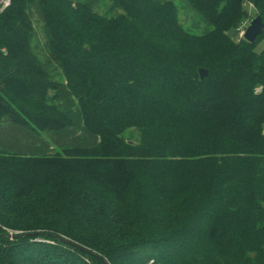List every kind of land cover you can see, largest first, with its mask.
<instances>
[{
	"label": "trees",
	"instance_id": "16d2710c",
	"mask_svg": "<svg viewBox=\"0 0 264 264\" xmlns=\"http://www.w3.org/2000/svg\"><path fill=\"white\" fill-rule=\"evenodd\" d=\"M183 2L0 12V264H264V0Z\"/></svg>",
	"mask_w": 264,
	"mask_h": 264
},
{
	"label": "rangeland",
	"instance_id": "374dc122",
	"mask_svg": "<svg viewBox=\"0 0 264 264\" xmlns=\"http://www.w3.org/2000/svg\"><path fill=\"white\" fill-rule=\"evenodd\" d=\"M175 3L178 11V20L182 28L188 32L195 34H202L208 28L206 23H204L201 18H199L192 9H190L183 0H171ZM251 14H253V10L249 8ZM255 15L252 17V19ZM251 19L243 22L238 29L237 39L240 40L243 38V34L250 24ZM210 29V28H209ZM257 44V50L261 51L264 49V36L261 37Z\"/></svg>",
	"mask_w": 264,
	"mask_h": 264
},
{
	"label": "water",
	"instance_id": "95a60500",
	"mask_svg": "<svg viewBox=\"0 0 264 264\" xmlns=\"http://www.w3.org/2000/svg\"><path fill=\"white\" fill-rule=\"evenodd\" d=\"M264 33V22L261 18V16L257 15L255 16L250 24L248 25L247 29L245 30L243 34V39L251 44L255 43L257 38L261 36ZM200 78L203 80L206 77H208V71L205 69L199 70ZM9 237H12L11 235H8ZM61 241L66 242L68 244H71L68 240L64 238H60ZM81 251L87 252L84 248L78 247Z\"/></svg>",
	"mask_w": 264,
	"mask_h": 264
},
{
	"label": "built area",
	"instance_id": "2783aa9c",
	"mask_svg": "<svg viewBox=\"0 0 264 264\" xmlns=\"http://www.w3.org/2000/svg\"><path fill=\"white\" fill-rule=\"evenodd\" d=\"M11 0H0V12L9 7Z\"/></svg>",
	"mask_w": 264,
	"mask_h": 264
}]
</instances>
